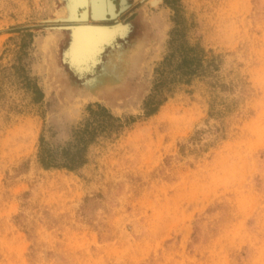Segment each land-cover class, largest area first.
I'll return each instance as SVG.
<instances>
[{
	"label": "rangeland",
	"instance_id": "rangeland-1",
	"mask_svg": "<svg viewBox=\"0 0 264 264\" xmlns=\"http://www.w3.org/2000/svg\"><path fill=\"white\" fill-rule=\"evenodd\" d=\"M65 5L0 0V264H264V0H167L152 13L123 93L102 97L129 110L75 171L38 160L42 135L58 147L99 118L70 101L87 98L60 54ZM187 42L251 83L227 137L199 154L179 144L208 125L206 85L171 79ZM147 99L162 102L150 116Z\"/></svg>",
	"mask_w": 264,
	"mask_h": 264
},
{
	"label": "trees",
	"instance_id": "trees-1",
	"mask_svg": "<svg viewBox=\"0 0 264 264\" xmlns=\"http://www.w3.org/2000/svg\"><path fill=\"white\" fill-rule=\"evenodd\" d=\"M176 51H179V60L174 67L175 71L171 79L179 76L177 79H182L188 85L198 78L204 81L208 92V111L205 118L207 127L198 128L186 142L179 144L180 152L186 151L188 146H191V150L199 154L227 137L228 120L238 112L249 96L251 83L235 69H232L233 74L231 73L230 77L222 73V53H216L212 49H205L200 44H189L188 42L181 44ZM174 55H176L175 49L166 56L165 61L171 60ZM26 83L35 91L36 101L43 98V91L36 82L26 76ZM148 104L150 107L146 113L150 116L158 111L162 102L155 104L148 102ZM88 107L90 113L93 115L97 113L95 116L98 115L99 118L95 121L93 118L86 120L84 125L75 129V137L64 145L50 146L45 137L41 136L42 142L38 151L41 166L46 169L66 168L75 171L87 163L88 147L95 141L100 131L112 130L114 120H119V117L113 116L105 106L99 103L96 107L93 104ZM211 120L215 122L209 125Z\"/></svg>",
	"mask_w": 264,
	"mask_h": 264
},
{
	"label": "bare ground",
	"instance_id": "bare-ground-1",
	"mask_svg": "<svg viewBox=\"0 0 264 264\" xmlns=\"http://www.w3.org/2000/svg\"><path fill=\"white\" fill-rule=\"evenodd\" d=\"M65 2V8L61 10L62 13L57 20L68 23L63 25V29L68 33V42L62 45L60 54L67 69L73 70L71 74L78 84L79 89L73 90V93L83 98L104 97L109 89L120 81L115 70L119 67L118 52H121V59L125 62L120 69L129 67L132 57L120 47L122 44L130 46L127 41L128 35L134 33L128 26L105 22L106 19L115 17L113 0H65ZM152 2L157 3L155 0ZM106 54L111 55L110 60ZM97 72L99 73L96 74Z\"/></svg>",
	"mask_w": 264,
	"mask_h": 264
},
{
	"label": "flooded vegetation",
	"instance_id": "flooded-vegetation-1",
	"mask_svg": "<svg viewBox=\"0 0 264 264\" xmlns=\"http://www.w3.org/2000/svg\"><path fill=\"white\" fill-rule=\"evenodd\" d=\"M113 1H114L113 3L115 4V11H116V13L114 14L115 17L108 18L105 20V22L107 24L120 23L122 25L128 26L131 28L132 32L134 33L133 35L130 34L128 35L127 41L130 44V46L127 47L126 45L122 44V47H120L122 50H126L128 52V56L132 57L131 60L129 61L128 68H125L124 70L120 69L123 66V63L125 62H123L121 59V55H120L121 52L120 53L118 52L117 54V61H119V67L116 68L115 70L117 71V75L119 73L118 77L121 78L122 74L120 72L125 71L127 75H129L132 71V65L134 61H136L138 56L141 53H143V51L145 50L147 31L149 32V29L152 28V22H151V17L153 15L152 13L157 12V10L160 9L163 6V4L167 2V0H157V1L155 0V2L159 1L157 6L154 5L156 3L153 4L152 0H113ZM81 10H83V7L81 8ZM108 15L110 16V13H108ZM47 21L49 22L47 26L50 25L57 26L61 23V22H52L49 20ZM123 23H127V24H123ZM106 56L107 59L110 60L111 55L106 54ZM98 73L99 72H97L96 74ZM126 80L122 83V78H121V81H119L114 86H112L109 89L107 95H105L104 97L108 96V94L113 93L111 90L116 91L122 89V87H124L126 84L125 83ZM72 81L74 83L73 84L74 90L75 91L78 90L79 89L78 84L77 82H75L73 76H72ZM146 102L148 103V99ZM93 105L96 107L98 103H95Z\"/></svg>",
	"mask_w": 264,
	"mask_h": 264
},
{
	"label": "water",
	"instance_id": "water-1",
	"mask_svg": "<svg viewBox=\"0 0 264 264\" xmlns=\"http://www.w3.org/2000/svg\"><path fill=\"white\" fill-rule=\"evenodd\" d=\"M123 24H127V23H123ZM65 62H67L66 60H65ZM107 64L109 63L107 60L105 61ZM122 75H121V78H122V83L127 79H130V76L129 75H125V71L123 72H120ZM118 75H119V73H118ZM116 76H117V74H116ZM119 77L117 76V79H118ZM121 78H119V80L121 81ZM44 79V78H43ZM45 80V79H44ZM44 80H43V82H41V80H38V86L42 89L41 91H43V101H45V103L47 102V101H52L51 100V97H50V93H48V91H46L47 90V85L45 84V82H44ZM46 86V87H45ZM111 91H113V90H111ZM120 92L121 93H123V90H121L120 89ZM108 95H110V94H108ZM111 96V95H110ZM147 96V94H145L144 95V97L142 98V100H144L145 99V97ZM89 97V96H88ZM112 97V96H111ZM71 100V104L72 105H75V104H79V103H87V104H95V103H99V104H101V105H103V106H105L112 114H113V116H119L118 114H117V112H116V110H129V109H121L122 107H121V105H117L118 107L116 108H113V105L111 104V103H109L108 101H106L105 100V98H102V97H98V96H92V97H89V98H87L84 102L82 101V100H78L77 99V96H75V97H71L70 98ZM70 104V105H71ZM68 107H69V105H68ZM86 108V107H85Z\"/></svg>",
	"mask_w": 264,
	"mask_h": 264
}]
</instances>
